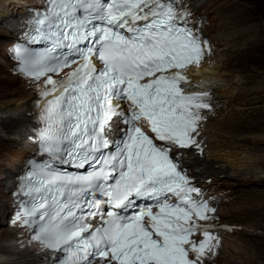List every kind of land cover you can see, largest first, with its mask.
Segmentation results:
<instances>
[{
  "label": "snow or ice",
  "instance_id": "6c2138e0",
  "mask_svg": "<svg viewBox=\"0 0 264 264\" xmlns=\"http://www.w3.org/2000/svg\"><path fill=\"white\" fill-rule=\"evenodd\" d=\"M196 7L42 0L20 18L23 42L9 43L8 58L38 99L10 223L51 264H212L218 255L216 209L185 163L203 155L201 126L214 109L210 88L188 75L214 55Z\"/></svg>",
  "mask_w": 264,
  "mask_h": 264
},
{
  "label": "bare ground",
  "instance_id": "6f19581e",
  "mask_svg": "<svg viewBox=\"0 0 264 264\" xmlns=\"http://www.w3.org/2000/svg\"><path fill=\"white\" fill-rule=\"evenodd\" d=\"M195 1L219 55L216 69L207 75L221 84L222 108L214 119L221 103L213 101L214 109L201 126V134L210 136V157L200 161L203 147L202 156H187L185 163L198 184H205L202 190L225 199L212 223L220 230L224 222L231 231L226 230L223 250L213 264H264V11L252 6V0ZM41 3L0 0V185L33 155L25 125L19 116L8 119V114L19 115L38 95L32 81L12 70L15 62L7 49L17 38L3 25L14 12ZM242 4L250 11L241 9ZM15 211L12 197L0 187V264H39L43 258L37 245L29 244L23 227L10 223Z\"/></svg>",
  "mask_w": 264,
  "mask_h": 264
},
{
  "label": "clouds",
  "instance_id": "9594fccd",
  "mask_svg": "<svg viewBox=\"0 0 264 264\" xmlns=\"http://www.w3.org/2000/svg\"><path fill=\"white\" fill-rule=\"evenodd\" d=\"M194 4L197 6L195 0H194ZM196 15L197 16H202V14L200 13V11H199V9L197 7H196ZM206 29H207V26L205 25V27H204V34H205V36L208 38V40L212 44L214 55L211 57V62L203 63L200 67L191 69L188 72V75H189L190 79L193 80L194 82L199 83L202 86H205V87H209L210 88V91L212 93V102L213 101H217V102L221 103V105L215 110L216 115L214 116V119H216L218 117L219 110L222 108V100H221V97H220V95L218 93V90L221 87V84L218 83V81H216V78L215 77L208 76L207 74L211 70H215L216 69L217 61L219 59V55L216 53L215 41L212 40L211 37L208 34H206V32H205ZM206 76H208L209 78H211L212 81H210ZM208 114H210V112H208ZM201 130H202V128H201ZM200 139L203 141V147L205 148V154L202 156V159H200V161L201 162H204L211 155V149H210V141L211 140H210V136H209L208 132H206L205 134H201L200 135ZM188 171L193 176L196 177V175H194L190 171V168L189 167H188ZM209 175H210L209 172L206 171V177H207V180L208 181H210V178H211ZM195 182L197 183V185L201 189H202V187L206 188L205 184H202V185H199L198 184L197 177H196V181ZM203 191H204V193H205V195L207 197L211 198V201L213 202L212 206L216 209V212H215L214 215L219 219V216H220L221 210H222V205L225 202L224 197L222 195L216 194V193L209 194L210 193L209 190H203ZM218 219L213 220L212 222L217 221ZM217 232H218V234L220 236L221 244L219 246L218 255L213 258L212 264L220 256L221 251L223 250L224 242L226 241V237L225 236L227 234V232H226V223L223 222V225H222L221 229L220 230H217Z\"/></svg>",
  "mask_w": 264,
  "mask_h": 264
},
{
  "label": "rangeland",
  "instance_id": "374dc122",
  "mask_svg": "<svg viewBox=\"0 0 264 264\" xmlns=\"http://www.w3.org/2000/svg\"><path fill=\"white\" fill-rule=\"evenodd\" d=\"M252 2H253V5L252 6H254V7H256L258 9H261L262 11H264V0H254V1L252 0ZM256 3H258L257 4L258 6L256 5ZM248 7H250V6H247V5L242 4L241 9L245 8L247 11H250V9ZM263 23H264V20H262L260 22V27L261 28H264V24Z\"/></svg>",
  "mask_w": 264,
  "mask_h": 264
}]
</instances>
